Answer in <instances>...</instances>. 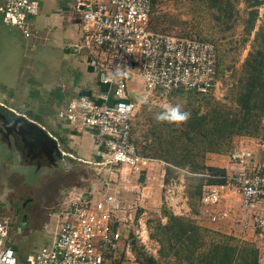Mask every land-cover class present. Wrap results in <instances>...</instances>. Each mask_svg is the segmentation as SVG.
Instances as JSON below:
<instances>
[{
	"label": "rangeland",
	"instance_id": "rangeland-1",
	"mask_svg": "<svg viewBox=\"0 0 264 264\" xmlns=\"http://www.w3.org/2000/svg\"><path fill=\"white\" fill-rule=\"evenodd\" d=\"M39 2V11L49 22L54 21L42 30L41 35H45V38L37 35L31 40L25 38L21 31L0 24V103L11 110L15 117L43 125L51 135L57 136L59 148V153L54 148L46 149L43 142L13 130L14 126L0 115V220L6 219L10 224L11 243L21 263H24L27 255H35L50 244L62 218V211L77 194L75 190L71 192L72 188L85 190L84 185L90 182L84 180L94 177L91 169L79 164L91 160L80 159L78 151L80 142H84H79V134L84 138L88 135L93 140L91 133L77 131L57 118L56 110L62 99L57 96L34 97L32 88L38 79L57 82L60 78L59 69L63 72V66L60 65L67 55L66 50H71L73 45H82V33L78 29L80 14L74 9V0L65 5L69 6V10L62 8L58 0ZM250 4L249 0H157L153 7L152 31L200 38L215 44L218 75L215 89L205 96L189 92L147 94L136 82L130 84L129 91L136 104L132 120L133 138L142 155L160 158L170 164L173 161L178 164V161L182 163L176 165L180 169L190 173L200 172V169H195L192 163L181 157L185 150V131L190 128L189 121L180 124L158 123L154 116L162 111L165 104L181 105L183 110L191 113L192 118L194 115H209L216 103H229L231 91L244 78L243 63L256 45L255 36L264 21V5L250 7ZM252 9L258 10V17L253 30H249L246 21ZM56 11L63 14H56ZM60 16H64L65 20L63 17L58 23L56 20ZM74 33L76 41L72 35ZM43 38L46 39L44 42ZM32 42L36 43L34 47L31 46ZM96 69L93 67L95 79ZM58 123L68 127L70 140L74 141L72 148ZM227 147L223 146L217 153L225 151ZM98 149L102 151L100 147ZM60 151L70 154L66 157L73 160L70 167L65 166L66 160H62ZM206 154L195 163L203 165ZM153 173H146L147 180L143 176L145 183L142 184L141 176L124 169L121 176L130 188L126 194L139 196L142 189L146 191L154 186L158 181L154 180ZM158 179L162 180L161 176ZM101 181L103 177L99 178L98 184ZM201 184L205 183L200 177L169 171L161 184L164 195L162 206L145 209L133 204L124 208L129 219L123 222L128 230L125 238L122 236L123 242L114 264H148L146 259L149 257L155 260L153 264H176L171 257V250L166 254L169 248H163V244L158 241L161 236L158 229L168 224L170 215L192 220L205 228L198 224L195 217L199 210L198 192ZM170 186L172 194L166 193ZM134 199L132 201L137 203Z\"/></svg>",
	"mask_w": 264,
	"mask_h": 264
},
{
	"label": "built area",
	"instance_id": "built-area-1",
	"mask_svg": "<svg viewBox=\"0 0 264 264\" xmlns=\"http://www.w3.org/2000/svg\"><path fill=\"white\" fill-rule=\"evenodd\" d=\"M153 1L74 0V9L80 14L82 45L71 49L74 54L85 52L92 58L97 82L104 89L96 96L71 98L57 111V118L77 131L91 133L95 146L102 149L100 158L82 164L94 168V177H103V181L69 202L50 244L35 255H27L24 263L12 247L8 220H0V264H114L123 238L115 216L116 199L106 189L123 169L143 175L145 180L146 173L152 174L156 167L162 181L167 170L209 178L207 172L190 173L142 155L133 138L136 104L130 97L131 83L138 80L147 94L189 92L198 96L210 94L217 84L216 45L153 32ZM39 10V0H0V24L29 38V22ZM117 70L126 75H117ZM252 158L251 152L233 149L229 154L232 172L213 176L222 182L204 187L201 205L217 211L209 216L210 221L227 219L229 208L218 209L226 190L240 193L241 209L247 215L253 214L257 201L264 200V168H252ZM166 193L172 194V186ZM98 194L103 199H95ZM254 221L255 229L263 231L264 219L257 217Z\"/></svg>",
	"mask_w": 264,
	"mask_h": 264
},
{
	"label": "trees",
	"instance_id": "trees-1",
	"mask_svg": "<svg viewBox=\"0 0 264 264\" xmlns=\"http://www.w3.org/2000/svg\"><path fill=\"white\" fill-rule=\"evenodd\" d=\"M249 1L250 7L264 5L263 0ZM156 2L157 0H154L152 5L150 29ZM257 17V9L248 12L246 22L249 24V30H253ZM190 38L208 42L200 38ZM255 42L256 45L242 66L244 78L231 91L229 103H216L209 115H194L188 120L190 128L185 131V150L181 157L192 163L195 169H200V172L192 173L207 172L209 175L206 180L200 177L205 183L201 184V190L199 187L200 197L205 186L222 182L213 178L222 173L218 169L196 164L198 158L202 159L206 153H217L223 146L229 147L234 136L257 137L264 133V21L256 33ZM174 162H171V165L182 164ZM158 231L161 235L158 241L163 244V248H169L166 254L171 250V257L175 259L176 264H258V249L255 246L203 228L192 220L170 215L168 224L160 226ZM146 261L148 264L156 263L150 257Z\"/></svg>",
	"mask_w": 264,
	"mask_h": 264
},
{
	"label": "crops",
	"instance_id": "crops-1",
	"mask_svg": "<svg viewBox=\"0 0 264 264\" xmlns=\"http://www.w3.org/2000/svg\"><path fill=\"white\" fill-rule=\"evenodd\" d=\"M68 1L58 0L59 5L62 6V8L69 7V6H65V5H68ZM55 13L60 14V15L63 14L61 12L58 13V11H56ZM63 17L64 16H60V19L58 20L57 18L56 21H58V23H61ZM63 20H65V17L63 18ZM49 23L53 24L54 21L50 20L49 22L47 17L44 16L43 13H41V11H39V14L36 17H33L29 22L31 36L28 39L31 38L32 40V38H36L37 35L44 37L45 35L44 36L41 35L42 34L41 32L42 30H44V27L46 25H49ZM50 27L51 26H48L47 28H50ZM72 35L74 36L75 41H76L77 37H75V33ZM44 38L42 42L46 40ZM75 41H73L74 44H75ZM35 44L36 43L32 42L31 46L34 47ZM72 45L73 44H71L70 46ZM66 51H67V55H65V59L64 61H62L60 65V66H63V72H61L59 69L60 78L58 77V81L56 82L55 80L50 81L47 79H44V80L38 79V80H35L34 86H32V88L34 87L33 89L35 92L34 97L54 98L55 96H57L59 97V99H62L56 111H58L64 105H66L67 102L73 97H76L78 95L79 96L80 95L96 96L99 92H101L104 89L102 86L98 84L97 79H95V75L93 74V67L91 66L92 65L91 57L87 56L85 52L74 54L72 49L71 50L68 49ZM135 82L139 87L142 88L138 80H136ZM34 100L35 102H39L36 99ZM43 100L44 99L40 100V102H42ZM48 104L50 103L48 102ZM0 107L4 108L6 106L0 103ZM58 124L62 127L63 132L66 134L65 136L69 138L68 142H69L70 147L72 148V144L74 141L70 140L72 138L70 135L71 133H69L68 127L63 126L61 123H58ZM38 125L44 128L45 131L50 136H53L57 140V136L55 137L54 135H51V133L47 131L43 125L41 124H38ZM80 135L81 134H79V142L84 141L83 143L80 142V145H79L78 151H79L80 159L84 158V159H88L91 161H95L99 159L100 158L99 153H101V150L99 151L98 147L94 146L93 140L91 139V137L87 135V138H84V136H80ZM233 149L251 152L252 157H253L251 159V167L255 169L264 168V133L258 137H246V136L238 137L237 136L233 138V140L230 143V146L227 147L225 151L221 153L206 154L203 165L206 168L218 169L221 171L222 174H225V175L230 174L232 172V169H231V165L229 161V154ZM68 156H70V154H63L61 158L62 160L63 159L66 160L65 166L70 167L69 164L73 160L70 158H66ZM79 164L81 165L82 163L79 162ZM89 169H94V168H89ZM159 171L160 169H157L153 173L154 180L158 182H155L154 186H151L146 191L142 189L139 196L136 195L134 197L133 195L126 194V193H129L126 191L127 190L130 191V188H129V185H127L128 182L121 175L118 176L117 178H114L112 181V184L109 185V187L106 189V191L109 194L113 195L116 199L115 205H117L118 207H117V210H115V216H117V221H118L117 226L120 228L123 238H125V233L128 230L125 228L127 225L123 221L128 222V219H129V217L127 218L124 213V210H123L124 208H129L134 204V205H140V207H144L145 209L147 208L156 209L160 205L161 206L163 205L164 195L162 194L161 184L164 182V180L162 181L158 179L160 176ZM169 171L174 172L173 170H167L166 176ZM141 177H142L141 182L142 184H144L145 181H144L143 175ZM87 180L90 182V184L88 183L89 185L87 184L88 182ZM84 181H87L86 184L88 185V188H87V185H84L85 190L79 189V187H73L71 192H73L74 190L75 192H77V194H75L73 199H75L78 195L82 193L86 194L87 192H90L91 186L93 184L97 185L99 178L90 177V179L86 178ZM70 189L71 187H69L68 190ZM68 190H66V192ZM64 192L65 190L62 192V194ZM222 198L223 199H222L221 206L218 209L224 210L225 208H229L230 211H229L227 219L225 221H220V222L210 221L209 216L212 213L217 212V211H215V209L204 208L199 202V210L195 216L196 220L198 221V224L203 225L205 228H208L215 232H219L221 234L232 236L240 242H245V243L255 246L258 249V264H264V230L263 231L257 230L255 229V225H254L255 218L259 217V218L264 219V201L262 200L257 201L255 203V209L253 211V214L249 213L247 215L241 209L242 197L236 189L226 190L223 193ZM95 199H98V200L103 199L102 194L96 195ZM133 199L137 201V203L133 202L132 201ZM176 210L178 211L179 209L176 208ZM243 224H246L247 227L244 228Z\"/></svg>",
	"mask_w": 264,
	"mask_h": 264
},
{
	"label": "clouds",
	"instance_id": "clouds-1",
	"mask_svg": "<svg viewBox=\"0 0 264 264\" xmlns=\"http://www.w3.org/2000/svg\"><path fill=\"white\" fill-rule=\"evenodd\" d=\"M117 75H126V73H121L117 70ZM191 118V113L182 109L179 104H165L162 106V111L155 114L154 119L158 123H186Z\"/></svg>",
	"mask_w": 264,
	"mask_h": 264
},
{
	"label": "water",
	"instance_id": "water-1",
	"mask_svg": "<svg viewBox=\"0 0 264 264\" xmlns=\"http://www.w3.org/2000/svg\"><path fill=\"white\" fill-rule=\"evenodd\" d=\"M132 98V95L130 94ZM22 124L17 129L21 134L28 138L36 139L43 142L46 146V149L54 148L57 149V142L52 136H50L44 128L39 126L37 123L21 118ZM59 153V151H58Z\"/></svg>",
	"mask_w": 264,
	"mask_h": 264
},
{
	"label": "flooded vegetation",
	"instance_id": "flooded-vegetation-1",
	"mask_svg": "<svg viewBox=\"0 0 264 264\" xmlns=\"http://www.w3.org/2000/svg\"><path fill=\"white\" fill-rule=\"evenodd\" d=\"M0 112H2L0 115H1V117L8 123V124H12L13 126H14V128H13V130H15V131H18V127L20 126V125H23L22 123V120H21V118H19V117H15L13 114H11V112L12 111H10V110H8V109H5V108H2V107H0ZM8 111H10V112H8ZM8 116L10 117V122L11 123H9V118H8ZM11 126V125H10ZM17 129V130H16ZM18 132H20V131H18Z\"/></svg>",
	"mask_w": 264,
	"mask_h": 264
}]
</instances>
